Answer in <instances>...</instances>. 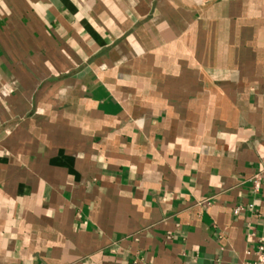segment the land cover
I'll use <instances>...</instances> for the list:
<instances>
[{"label": "crops", "instance_id": "obj_1", "mask_svg": "<svg viewBox=\"0 0 264 264\" xmlns=\"http://www.w3.org/2000/svg\"><path fill=\"white\" fill-rule=\"evenodd\" d=\"M260 245L264 0H0V264Z\"/></svg>", "mask_w": 264, "mask_h": 264}, {"label": "built area", "instance_id": "obj_2", "mask_svg": "<svg viewBox=\"0 0 264 264\" xmlns=\"http://www.w3.org/2000/svg\"><path fill=\"white\" fill-rule=\"evenodd\" d=\"M258 176L254 177V183H257ZM257 185V184H256ZM256 256V262L254 264H264V247L262 245L257 247V250L255 251Z\"/></svg>", "mask_w": 264, "mask_h": 264}]
</instances>
